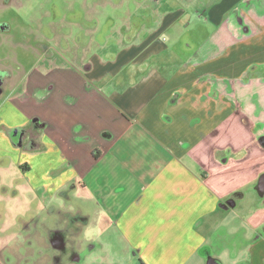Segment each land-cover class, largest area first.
Instances as JSON below:
<instances>
[{
  "label": "crops",
  "instance_id": "crops-1",
  "mask_svg": "<svg viewBox=\"0 0 264 264\" xmlns=\"http://www.w3.org/2000/svg\"><path fill=\"white\" fill-rule=\"evenodd\" d=\"M130 2L0 100V264H264V0Z\"/></svg>",
  "mask_w": 264,
  "mask_h": 264
},
{
  "label": "rangeland",
  "instance_id": "rangeland-1",
  "mask_svg": "<svg viewBox=\"0 0 264 264\" xmlns=\"http://www.w3.org/2000/svg\"><path fill=\"white\" fill-rule=\"evenodd\" d=\"M109 1L110 4L104 5L101 0H0V74H3L0 75V100L10 92V85L17 81L15 79L23 77L29 66L39 60L44 48H55L52 25L59 30H68L66 24L61 22L63 27L58 25L61 18L67 21L76 14L84 22L85 17L95 15L99 19V26L94 38L100 40L112 27V21L108 25L105 15H110L116 21L132 5L130 2L122 7H114L111 2L117 0ZM192 1L197 4V0ZM196 4L189 3L188 6L199 11L201 8ZM108 251L110 259L120 264H140L131 254L118 256L121 250L117 244ZM110 259L100 250L92 253L86 250L81 255V262L85 264H108L112 262Z\"/></svg>",
  "mask_w": 264,
  "mask_h": 264
},
{
  "label": "water",
  "instance_id": "water-1",
  "mask_svg": "<svg viewBox=\"0 0 264 264\" xmlns=\"http://www.w3.org/2000/svg\"><path fill=\"white\" fill-rule=\"evenodd\" d=\"M257 190L259 192H264V174L261 175L257 181ZM210 264H217V262L211 261Z\"/></svg>",
  "mask_w": 264,
  "mask_h": 264
},
{
  "label": "flooded vegetation",
  "instance_id": "flooded-vegetation-1",
  "mask_svg": "<svg viewBox=\"0 0 264 264\" xmlns=\"http://www.w3.org/2000/svg\"><path fill=\"white\" fill-rule=\"evenodd\" d=\"M2 83V80L0 79V84Z\"/></svg>",
  "mask_w": 264,
  "mask_h": 264
},
{
  "label": "clouds",
  "instance_id": "clouds-1",
  "mask_svg": "<svg viewBox=\"0 0 264 264\" xmlns=\"http://www.w3.org/2000/svg\"><path fill=\"white\" fill-rule=\"evenodd\" d=\"M0 75H3V74H0Z\"/></svg>",
  "mask_w": 264,
  "mask_h": 264
},
{
  "label": "trees",
  "instance_id": "trees-1",
  "mask_svg": "<svg viewBox=\"0 0 264 264\" xmlns=\"http://www.w3.org/2000/svg\"><path fill=\"white\" fill-rule=\"evenodd\" d=\"M143 264V263H142Z\"/></svg>",
  "mask_w": 264,
  "mask_h": 264
}]
</instances>
